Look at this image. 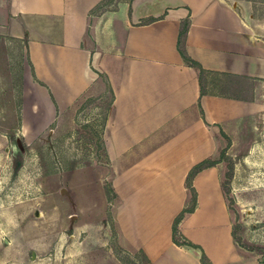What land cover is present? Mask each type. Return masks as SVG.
Masks as SVG:
<instances>
[{"label":"crops","instance_id":"obj_1","mask_svg":"<svg viewBox=\"0 0 264 264\" xmlns=\"http://www.w3.org/2000/svg\"><path fill=\"white\" fill-rule=\"evenodd\" d=\"M100 1L0 0V40L20 55L18 131L28 142L53 120L57 129L73 127L74 102L101 93L107 80L113 98L101 138L111 221H74L71 235L84 231L78 250L89 261L92 253L100 264H123L112 236L130 253L141 249L148 264H203L199 247L173 241L171 221L189 200L193 163L264 134V18L251 0H124L93 11ZM185 16L187 53L204 67L246 75L247 98L199 94L196 69L176 47ZM6 65L0 57L4 76ZM222 166L220 158L193 174L195 206L178 230L202 247L205 264H264V252L241 250L231 234Z\"/></svg>","mask_w":264,"mask_h":264},{"label":"rangeland","instance_id":"obj_2","mask_svg":"<svg viewBox=\"0 0 264 264\" xmlns=\"http://www.w3.org/2000/svg\"><path fill=\"white\" fill-rule=\"evenodd\" d=\"M119 1L124 0H104L93 11L114 8ZM255 1L258 14L264 18V0ZM1 47L7 76L0 74V264H86L89 259L78 250L77 239L84 231L77 237L71 232L78 218L104 216L111 221L109 200L114 194L99 145V121L109 94L89 101L85 97L90 94L82 95L74 102L73 127L57 129L53 120L51 129L26 142L18 131L19 51L10 39L0 40ZM29 124L34 126L30 120ZM262 132L251 142L226 144L221 158L220 180L233 238L245 252H264ZM81 170L85 176L78 174ZM88 203L96 208L87 209ZM110 237L108 245L116 254ZM90 255L92 264L101 263L99 256ZM121 261L141 262L139 258L134 263Z\"/></svg>","mask_w":264,"mask_h":264},{"label":"trees","instance_id":"obj_3","mask_svg":"<svg viewBox=\"0 0 264 264\" xmlns=\"http://www.w3.org/2000/svg\"><path fill=\"white\" fill-rule=\"evenodd\" d=\"M103 1L104 0H101L99 3H97L96 6H98ZM251 2L253 6V13L255 15L261 16L257 12L256 1L251 0ZM188 21H189L188 16L181 18L179 21V26H178L177 36H176V47L183 61L187 64L194 66L196 69L197 80H198V85H199V94L209 92V93H216V94L234 96V97H239V98H247L245 91L249 84V80L246 75L232 74L226 71L204 67L197 59H195L194 57L189 55V53H187L185 46H184V40H185L186 31H187ZM100 74L101 76H103L102 73ZM106 92H108L109 95H108L107 100L105 101V104L103 105V110H102L101 118L99 121L100 128H102L107 108L109 107L112 101V98H113V92H112L111 86L107 82V80H105V88L103 92L98 93L96 95H87L85 97V100L89 101L91 99L101 97ZM99 133H100V144L99 145L103 151L101 131ZM223 154H224V149L221 148L219 150L217 158H210V157L202 158L199 161H196L195 163H193L188 168L186 175H185V184L189 189L190 197H189L188 202L185 205H183L175 213L171 221V236H172L173 241H175L176 243H183V244H188L191 246L199 247L200 248L199 258H200L201 263L203 264L208 262L205 252L203 251L202 247L198 243L191 241L190 239H188L182 233L179 232L178 222L187 212H190L191 210H193L195 206V190H194L193 185L191 184V178L193 174L198 169L202 168L203 166L213 164L215 161L222 158L224 156ZM112 193H113V190H112ZM231 233L234 237L233 229H231ZM113 249L116 255L121 260H123V262H125L126 259H130L131 261H133L132 263H134L135 262L134 260L137 258H139L141 262L140 263L138 262L136 264H148L150 261L149 258L146 256L145 253H143L141 249L137 250L136 253L135 252L130 253L124 250L121 246L117 244L114 245ZM120 251H124L125 255L121 254Z\"/></svg>","mask_w":264,"mask_h":264},{"label":"water","instance_id":"obj_4","mask_svg":"<svg viewBox=\"0 0 264 264\" xmlns=\"http://www.w3.org/2000/svg\"><path fill=\"white\" fill-rule=\"evenodd\" d=\"M34 213H35V214L38 213V209H37V208L34 209Z\"/></svg>","mask_w":264,"mask_h":264}]
</instances>
